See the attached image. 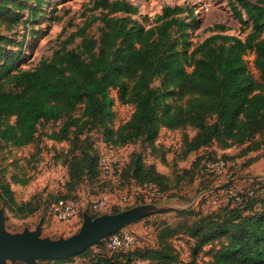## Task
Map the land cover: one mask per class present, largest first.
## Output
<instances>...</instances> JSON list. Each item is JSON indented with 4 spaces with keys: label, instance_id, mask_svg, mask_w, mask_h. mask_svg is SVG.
Segmentation results:
<instances>
[{
    "label": "rangeland",
    "instance_id": "rangeland-1",
    "mask_svg": "<svg viewBox=\"0 0 264 264\" xmlns=\"http://www.w3.org/2000/svg\"><path fill=\"white\" fill-rule=\"evenodd\" d=\"M2 1L6 2L9 12L0 14V62L5 54L18 56L13 70L36 67L63 44L80 52L82 36L75 35L67 41L70 33L79 28H83V36L96 40L98 50L103 46L106 19L111 18H125L128 29L135 20L145 28H155V35L160 31L158 28L168 22L162 31L163 48L183 49L188 54L209 36L227 34L244 39L251 29V22L238 0H126L135 6L134 12L94 7V0H0V3ZM230 2H234L241 16H236ZM32 8H35L34 13L30 10ZM221 41L216 38L213 44L218 45ZM124 47L122 38L112 45V49L121 52ZM199 54L200 51H196L193 58ZM244 57L252 67L253 53ZM132 82L128 81V87ZM159 84V78L151 83L153 86ZM108 94L111 98L108 112L100 108V95L95 93L99 99L94 101L97 107L93 112H88L83 98L72 112L59 119L40 120L31 141L22 146L13 145L3 134L6 124L14 125L15 116L6 112L0 115V209L5 214V228L13 232L24 227L33 229L43 217L42 235L68 236L79 228L82 212L93 213L89 208L90 201L99 190H104L113 201L124 195L129 198L120 206H112L104 212H117L140 203L156 204L155 209L144 217L122 227L123 232L132 233L136 246H154L157 231L168 225L179 231L168 240L177 248L181 264L192 259L195 264H210L212 253L223 239L204 244L193 257L195 242L181 234L182 229L179 230L178 226L192 222L196 214L219 210L233 198L229 189L237 194L247 188L264 187V131L226 149H221L213 141L200 150L184 153L186 142L198 130L196 125L185 124L172 129L161 125L153 144L140 137L123 145H113L106 141L105 128L115 131L128 121L134 104L122 103L117 88H109ZM187 98V94L181 97L169 95L167 101L175 105L185 103ZM69 117L73 121L66 125L65 137L52 138L51 135L59 132ZM253 144H258L260 150L242 154V150ZM103 154L118 160L122 178L112 181L101 177L97 171L92 173L88 163L92 158L96 163ZM217 158L227 161L225 168L208 169L206 163ZM138 159L144 167H150L152 177L154 173L159 176L158 184L156 181L139 183L132 179L131 173ZM80 160V176L69 184L70 166ZM4 187L9 188L18 203L30 204L26 212H18L10 205ZM60 195L76 199L78 220L64 222L48 214L49 200ZM111 252L104 246L93 244L69 258L38 260L36 264H91L100 255L104 258L115 255ZM7 264L26 263L17 260Z\"/></svg>",
    "mask_w": 264,
    "mask_h": 264
},
{
    "label": "trees",
    "instance_id": "trees-1",
    "mask_svg": "<svg viewBox=\"0 0 264 264\" xmlns=\"http://www.w3.org/2000/svg\"><path fill=\"white\" fill-rule=\"evenodd\" d=\"M238 2L251 22L245 38L215 34L189 54L183 49L163 48L162 31L168 22L155 35V28H145L135 20L128 29L125 18L106 19L103 46L98 50L96 40L83 36V28H79L70 33L67 41L75 35L82 36L80 52L63 44L32 69L13 70L18 56L5 54L0 62V115L4 112L14 115L15 122L6 124L3 134L13 145L22 146L31 141L40 120L59 119L72 112L83 98L88 112H93L97 107L94 101L99 99L95 93L100 95V108L108 112L111 102L108 89L117 88L120 101L133 103L134 109L131 118L115 131L105 128L106 141L113 145L140 137L153 144L159 126L172 129L185 124H194L198 130L186 142L184 153L213 141L226 149L250 140L264 131V0ZM230 3L236 16H241L234 2ZM93 6L124 12L136 9L126 0H94ZM30 10L35 12V8ZM5 11L9 12L2 1L0 14ZM118 38L125 42L123 52L112 49ZM216 38L222 40L218 45L213 44ZM196 51H200L199 57L193 58ZM249 53H253L252 67L244 57ZM187 66L191 69L187 70ZM155 78L160 79L159 86L151 85ZM129 80H133L130 87ZM169 87L173 88L169 90ZM185 94L188 95L185 103L170 105L167 101L169 95ZM70 121L73 119L67 118L51 137L63 139ZM258 148V144H253L242 150V154ZM98 160L95 163L92 158L88 166L92 173L97 171L100 175ZM80 163L81 160L71 164L69 184L80 176ZM122 173L121 169L120 178ZM131 174L135 182H159V176L154 173L152 177L150 167H144L140 159ZM3 191L18 212L28 210L30 204L15 201L8 187ZM58 197L68 195L52 199ZM97 214L94 212L92 216ZM178 229L194 240L193 257L204 244L223 239L212 253L210 264H264V187L247 188L219 210L196 214L192 222H184ZM178 232L164 225L157 231L154 246L114 250L111 254L115 255L107 258L100 255L91 264H181L177 248L168 240ZM106 242L107 236L104 244L99 245L111 251Z\"/></svg>",
    "mask_w": 264,
    "mask_h": 264
},
{
    "label": "water",
    "instance_id": "water-1",
    "mask_svg": "<svg viewBox=\"0 0 264 264\" xmlns=\"http://www.w3.org/2000/svg\"><path fill=\"white\" fill-rule=\"evenodd\" d=\"M155 207V203H140L95 216L84 211L79 228L68 236L58 237L42 235L43 217L33 229L24 227L20 231H8L4 226V211L0 209V264L17 260L36 264L38 260L68 258L92 244H104V237L119 232L122 227L144 217Z\"/></svg>",
    "mask_w": 264,
    "mask_h": 264
},
{
    "label": "built area",
    "instance_id": "built-area-1",
    "mask_svg": "<svg viewBox=\"0 0 264 264\" xmlns=\"http://www.w3.org/2000/svg\"><path fill=\"white\" fill-rule=\"evenodd\" d=\"M227 161L222 158L209 160L206 167L211 170H221L225 168ZM98 168L102 177L112 181H117L121 175V167L118 160L110 155H101L98 160ZM229 193L234 196L236 192L231 189ZM129 200L126 195L113 201L108 198L104 190H99L95 197L90 201L89 208L91 212L102 213L112 206H120L121 203ZM48 214L64 222H74L78 220V203L74 197H58L49 201L47 206ZM106 246L109 250H127L135 247L134 238L130 231L123 232V229L117 233L107 235Z\"/></svg>",
    "mask_w": 264,
    "mask_h": 264
},
{
    "label": "crops",
    "instance_id": "crops-1",
    "mask_svg": "<svg viewBox=\"0 0 264 264\" xmlns=\"http://www.w3.org/2000/svg\"><path fill=\"white\" fill-rule=\"evenodd\" d=\"M204 147H205V146H204ZM204 147H202V148H204ZM202 148H200V149H202ZM200 149H198V150H200ZM262 149H263V148H262ZM257 150H260V149H257ZM254 159H255V158H254ZM257 159H258V158H257ZM257 159H256V160H257Z\"/></svg>",
    "mask_w": 264,
    "mask_h": 264
}]
</instances>
